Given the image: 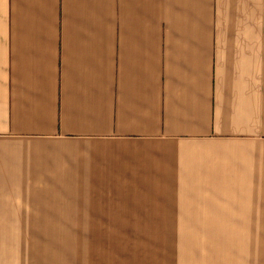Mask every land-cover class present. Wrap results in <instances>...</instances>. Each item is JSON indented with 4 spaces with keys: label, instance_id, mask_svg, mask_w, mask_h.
Instances as JSON below:
<instances>
[{
    "label": "crops",
    "instance_id": "1",
    "mask_svg": "<svg viewBox=\"0 0 264 264\" xmlns=\"http://www.w3.org/2000/svg\"><path fill=\"white\" fill-rule=\"evenodd\" d=\"M0 264H264V0H0Z\"/></svg>",
    "mask_w": 264,
    "mask_h": 264
},
{
    "label": "rangeland",
    "instance_id": "2",
    "mask_svg": "<svg viewBox=\"0 0 264 264\" xmlns=\"http://www.w3.org/2000/svg\"><path fill=\"white\" fill-rule=\"evenodd\" d=\"M87 190V192H86ZM158 189L155 198L156 204L133 205L108 203V200L117 199L110 196L117 192L116 189H83L77 188L76 192L68 194L67 189H24V210L29 211H112V210H148V211H177L180 203L174 198L159 195ZM40 193V194H39ZM166 193V192H164ZM155 195V194H154ZM183 207V205H182Z\"/></svg>",
    "mask_w": 264,
    "mask_h": 264
}]
</instances>
